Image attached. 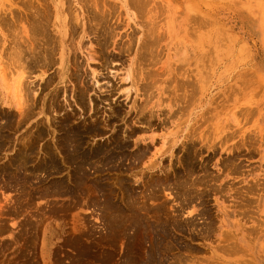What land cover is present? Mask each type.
<instances>
[{
    "label": "rangeland",
    "instance_id": "374dc122",
    "mask_svg": "<svg viewBox=\"0 0 264 264\" xmlns=\"http://www.w3.org/2000/svg\"><path fill=\"white\" fill-rule=\"evenodd\" d=\"M136 1L0 0V264H264V0Z\"/></svg>",
    "mask_w": 264,
    "mask_h": 264
},
{
    "label": "bare ground",
    "instance_id": "6f19581e",
    "mask_svg": "<svg viewBox=\"0 0 264 264\" xmlns=\"http://www.w3.org/2000/svg\"><path fill=\"white\" fill-rule=\"evenodd\" d=\"M116 1H119V3H120V6L121 7H123V8H127V3H126V0H116ZM136 1V0H135ZM137 1H139V0H137ZM136 1V6H138V7H142V6H144L145 4V0L143 1V3L142 4H140V3H138ZM134 2V1H133ZM81 3V2H80ZM93 4V3H92ZM64 5V4H63ZM96 5V4H95ZM87 6V5H86ZM97 6V5H96ZM93 7V6H92ZM131 7H134V6H131ZM91 8V7H90ZM145 9V8H144ZM85 10H86V8H85ZM99 10V9H98ZM97 10V11H98ZM4 11V10H3ZM64 11V10H63ZM76 11V10H75ZM136 11V10H135ZM96 12V11H95ZM73 13V12H72ZM71 13V14H72ZM99 13V12H98ZM145 12H143V14H144ZM41 14V13H40ZM100 14V13H99ZM146 14V13H145ZM144 14V15H145ZM178 14V13H177ZM73 15H75V14H73ZM76 15H77V13H76ZM79 15V14H78ZM78 15L75 17H73L74 18V20L76 21L77 19H78ZM93 15V14H92ZM103 15V14H102ZM102 15H101V19H102ZM84 16V15H83ZM133 18H134V16L133 15H131ZM93 17V16H92ZM91 17V18H92ZM99 17H100V15H99ZM104 18V17H103ZM133 18H131L132 19V21H133ZM93 19V18H92ZM153 19H154V17H153ZM37 21V20H36ZM46 21V20H45ZM69 21V20H68ZM74 21V22H75ZM92 21V20H91ZM148 21H149V19H148ZM55 22V21H54ZM81 22V21H80ZM79 22V23H80ZM3 23V22H2ZM7 23V22H6ZM98 22H96V24H97ZM9 24V23H8ZM32 24V23H31ZM76 24H78V23H76ZM95 24V23H94ZM156 24H157V22H156ZM3 25V24H2ZM36 25V24H35ZM174 25V24H173ZM57 26V25H56ZM89 27V26H88ZM106 27V26H105ZM203 27V26H202ZM58 28V27H57ZM104 28V27H103ZM69 29V28H68ZM153 29V28H152ZM152 29H149V28H147V30H142V31H145L146 33L145 34H147V37H148V39L149 40H153L155 37H154V35H153V33H154V30L152 31ZM10 30V29H9ZM97 30V29H96ZM31 31H33V30H31ZM81 31V30H80ZM64 32H66V30H64ZM35 33V32H34ZM12 34V33H11ZM70 35V34H69ZM80 35H82V34H80ZM84 35H85V33H84ZM19 36V35H18ZM36 36V35H35ZM156 36V35H155ZM190 36V35H189ZM145 37V36H144ZM159 37V36H158ZM36 38V37H35ZM70 38V37H69ZM69 40H71V39H69ZM130 40V39H129ZM139 40V39H138ZM12 41V40H11ZM80 41V40H79ZM159 41V40H158ZM17 42H18V40H17ZM71 42V41H70ZM144 42V41H143ZM142 42V43H143ZM28 43V42H27ZM38 43H39V41H38ZM72 43V42H71ZM108 43V42H107ZM149 43V42H148ZM14 44L16 45V43L14 42ZM30 44V43H29ZM73 45V44H72ZM17 46H18V44H17ZM16 46V47H17ZM26 46V45H25ZM28 46V45H27ZM33 46V45H32ZM74 46V45H73ZM79 46V45H78ZM129 46V45H128ZM10 47V46H9ZM13 47V45L11 46V48ZM16 47H13V48H16ZM22 47V46H21ZM12 48V49H13ZM25 48V47H24ZM28 48V47H27ZM74 48H76V47H74ZM79 48V47H78ZM88 48V47H87ZM86 48V49H87ZM17 49V48H16ZM16 49H14V51H13V54H15L16 52H15V50ZM19 49V48H18ZM33 49V48H32ZM128 49V48H127ZM5 50V49H4ZM10 50V49H9ZM22 50V49H21ZM44 50V49H43ZM79 50V49H78ZM74 51V50H73ZM72 51V52H73ZM94 51V50H93ZM10 52V51H9ZM15 52V53H14ZM8 53V52H7ZM53 53V52H52ZM145 53H147V52H145ZM149 53V52H148ZM8 54H10V53H8ZM17 54H18V52H17ZM33 54V53H32ZM87 58L88 59H91V55H90V53H89V51H87ZM11 57H12V52H11ZM93 55V54H92ZM150 55V54H149ZM6 56H8V55H6ZM16 56V55H15ZM15 56L13 55V57L11 58L10 56V60L12 61L11 63H8V64H10V66H13V68H10L9 67V69H10V71H7L8 72V76H5L6 78L8 77V79L6 80V79H4L3 80V75H4V73L1 75L2 76V80H1V83H0V88H2V91H1V93L0 94H3L4 95V93H6V95H8V96H10V98L12 97V98H15L16 99V101H17V103H18V101L20 102V101H22L23 102V100H22V98L24 99V95L28 92H26L25 93V86H24V84H23V79H25V75H24V69H22V70H24V71H22L21 70V65H19V63L21 62V61H19V60H21V59H19V60H17L16 58H15ZM20 56V53H19V55H18V57ZM44 56V55H43ZM9 57H7V58H9ZM17 57V56H16ZM17 57V58H18ZM26 57V56H25ZM21 58V57H20ZM60 64H62V59H63V56L62 55H60ZM136 58H137V56H136ZM149 58V57H148ZM6 60V63L8 62L7 61V59H5ZM9 60V59H8ZM9 60V61H10ZM59 61V60H58ZM140 61V60H139ZM6 63H4V65L3 66H7L6 65ZM24 63V62H23ZM39 63V62H38ZM22 64V63H21ZM23 65V64H22ZM27 65V64H26ZM43 65V64H42ZM140 65V64H139ZM24 67H25V65H23ZM2 66L0 65V68H1ZM23 67V68H24ZM1 70H3V69H1ZM12 70V71H11ZM135 71H137V70H135ZM41 72V71H40ZM5 73H6V71H5ZM138 73V72H137ZM43 74V73H42ZM149 74V73H148ZM156 74V73H155ZM169 74V73H168ZM172 74V73H171ZM41 75V74H40ZM127 76H129V70L127 71V74H126ZM135 75V74H134ZM143 76V75H142ZM145 76V75H144ZM4 77V78H5ZM130 77V76H129ZM63 78H64V76H63ZM170 80V79H169ZM2 81H5L6 83H4L3 84V82ZM135 81H137V80H135ZM134 81V78L132 77V79H131V85L132 86H134V89H136L135 87H137V82H135ZM147 82V81H146ZM141 83V82H140ZM152 83V82H151ZM25 85H27V84H25ZM152 86V85H151ZM196 86V85H195ZM194 86V87H195ZM25 87V88H24ZM170 87V86H169ZM186 87V86H185ZM27 89V88H26ZM186 89V88H185ZM146 90V89H145ZM144 92V91H143ZM180 92H182V91H180ZM190 92V91H189ZM143 94V93H142ZM173 94V93H172ZM29 97H30V95H28ZM28 97V98H29ZM145 97V96H144ZM27 98V97H26ZM31 98V97H30ZM152 98V97H151ZM3 99V98H2ZM1 99V100H2ZM168 99V98H167ZM194 99V98H193ZM25 100V99H24ZM173 100V99H172ZM15 102V101H14ZM30 102V101H29ZM165 102V101H164ZM25 103V102H24ZM178 103V102H177ZM184 103H185V101H184ZM19 104V106H21L20 104H21V102L20 103H18ZM23 104V103H22ZM25 105V104H24ZM27 106H28V104H26ZM33 105V104H32ZM185 106V105H184ZM26 107V106H25ZM133 107H135V106H133ZM143 107V106H142ZM20 108V107H19ZM23 108V107H22ZM31 108V107H30ZM139 108V107H138ZM23 112H24V110H23ZM20 113V112H19ZM29 113H31V112H29ZM19 115V114H18ZM175 115V114H174ZM28 116V115H27ZM163 117V116H162ZM171 118V117H170ZM20 119V118H19ZM24 119V118H23ZM149 120V119H148ZM205 120V119H204ZM201 123V122H200ZM18 126V125H17ZM37 129V128H36ZM186 129V128H185ZM184 129V130H185ZM184 132V131H183ZM191 134V133H190ZM186 135V134H185ZM188 135V134H187ZM184 138V137H183ZM190 138V137H189ZM169 142V141H168ZM133 158V157H132ZM134 160V159H133ZM92 169V168H91ZM188 186V185H187ZM184 187V186H183ZM187 188H189V187H187ZM184 192V191H183ZM122 193V192H121ZM53 194V193H52ZM178 194V193H177ZM58 195V194H57ZM186 195V194H185ZM146 197V196H145ZM131 200V199H130ZM135 206V205H134ZM139 209H141V208H139ZM248 210V209H247ZM138 211H140V210H138ZM125 219V218H124ZM141 228V227H140ZM111 230V229H110Z\"/></svg>",
    "mask_w": 264,
    "mask_h": 264
}]
</instances>
